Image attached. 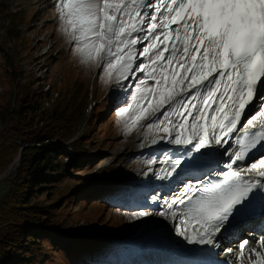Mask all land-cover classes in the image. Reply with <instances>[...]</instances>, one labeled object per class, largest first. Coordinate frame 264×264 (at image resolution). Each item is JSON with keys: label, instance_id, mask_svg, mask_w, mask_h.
Returning a JSON list of instances; mask_svg holds the SVG:
<instances>
[{"label": "snow or ice", "instance_id": "1", "mask_svg": "<svg viewBox=\"0 0 264 264\" xmlns=\"http://www.w3.org/2000/svg\"><path fill=\"white\" fill-rule=\"evenodd\" d=\"M56 7L84 62L102 61V73L136 81L135 92L120 85L134 104L125 100L118 115L135 108L139 115L129 118L135 123L152 108L145 126L156 130L152 143L162 132V142L179 146L167 176L201 173L157 215L174 221L172 232L185 248H221L234 222L264 201V0H58ZM212 153L220 156L215 166ZM254 255L255 264H264Z\"/></svg>", "mask_w": 264, "mask_h": 264}, {"label": "rangeland", "instance_id": "2", "mask_svg": "<svg viewBox=\"0 0 264 264\" xmlns=\"http://www.w3.org/2000/svg\"><path fill=\"white\" fill-rule=\"evenodd\" d=\"M57 2L0 0V103L11 100L15 83L29 80L33 82L31 89L47 90L50 85L52 98L59 106L71 97L67 92L76 93V103L88 88L87 98L78 106L80 113L75 114L76 133L69 141L83 139L88 146L74 145L77 153L67 163L77 162L79 168L61 182L62 202L66 205L57 216L59 227L52 235L40 238L43 253L36 264H126L120 260L154 263L156 258L151 257L145 243L151 238L174 237L169 236L170 220L157 215L161 204L169 200L168 191L162 188L163 179L157 178L167 175V166L155 164L172 154L171 146L160 140L162 132L155 137L157 143H152L156 130L145 127L152 121V108L135 123L129 119L139 115L135 108L124 118L118 115V106H126L125 100L134 104L120 85L127 83L131 89L136 81H117L115 70L110 76L102 73V61L84 62L75 42L65 34ZM142 103L147 107L146 102ZM5 129L6 124L0 122V140ZM158 150L164 151L163 156ZM14 161L0 175V197L7 186L4 179L16 168L8 176L3 175ZM86 161L91 162L87 165ZM153 196L161 198L160 204L153 201ZM144 210L149 213L147 217H134L133 213Z\"/></svg>", "mask_w": 264, "mask_h": 264}, {"label": "trees", "instance_id": "3", "mask_svg": "<svg viewBox=\"0 0 264 264\" xmlns=\"http://www.w3.org/2000/svg\"><path fill=\"white\" fill-rule=\"evenodd\" d=\"M32 83H15L11 100L0 103V122L6 124L0 140V175L21 156L19 165L4 179L7 186L0 197V264L40 261L44 244L40 238L59 227L57 216L66 205L61 182L79 168L77 162L67 161L77 153L74 145L88 146L83 139L69 142L76 133L78 106L88 96L87 86L78 102L76 93L67 92L71 97L59 106L50 85L36 90L30 88Z\"/></svg>", "mask_w": 264, "mask_h": 264}, {"label": "bare ground", "instance_id": "4", "mask_svg": "<svg viewBox=\"0 0 264 264\" xmlns=\"http://www.w3.org/2000/svg\"><path fill=\"white\" fill-rule=\"evenodd\" d=\"M162 2H164V0H157V4L162 3ZM171 27L174 28L176 26L172 25ZM165 55L167 56L168 54L165 53ZM153 115L154 114L151 115V120H153ZM173 146L170 147V150L172 152L176 151V149H174ZM163 153H164V151H162L161 155ZM171 157L174 158L175 156L171 155ZM170 163H171V161L168 160V161L164 162V165H166L170 169ZM182 178L183 179H189L190 178L191 181L195 180V179H193L191 177H188V176H186L184 174H182ZM197 178H199V177H197ZM182 188H183V186L181 187V185L178 184L177 187L174 189V193L181 192ZM160 220L164 222L165 219H163V218L161 219L160 218ZM173 223H174V221H172L170 219V223L168 224V228L171 229V230H172V227H173ZM171 233L172 234H170L169 236H172L174 234L172 231H171ZM244 233H246V232H244ZM261 233H264V223H262L260 225V228H259L257 233L256 232L255 233L252 232L250 234V236L247 237V238H245L244 236L240 235V230L239 229H237L235 231H232L229 234H224V236L221 238L222 247L219 248V253L221 255H224V257L217 258L218 261L221 260L219 264H221V262H223L224 264H225V262H227V264H243V263L244 264H255L256 256L254 255V253H259L261 256H264V235H261ZM152 236L155 237V235H152ZM241 240L249 241V243L243 245V249L242 250L238 247L239 242ZM141 242L144 244L145 240H142ZM145 246H148L146 249L149 250V253H154L155 252L152 249L160 251L159 246H161V247L163 246L164 247L162 249L163 254L158 256V263L157 264H173V262L187 261V260L199 261L195 257V254L197 252L201 251L202 249H208L207 247H204V246L197 247V248H192L191 247L190 249L188 247L185 248L184 246H182L180 244V239L177 238V237H173V240L171 239L170 241L168 240V238H164V239H160V238H157V237L156 238H151L149 242L145 243ZM228 247L237 248V251L239 250V252L237 254H234L235 251L233 253H229V252L224 250V249H226ZM145 253H144V256H145ZM158 254H159V252H158ZM233 255H235L236 257H237V255H240V256H238V258L235 259V256H233ZM241 256H243V260L242 261L240 259ZM122 262H124L126 264L129 263L127 261H122ZM207 264H213V263H211L210 261H207Z\"/></svg>", "mask_w": 264, "mask_h": 264}, {"label": "water", "instance_id": "5", "mask_svg": "<svg viewBox=\"0 0 264 264\" xmlns=\"http://www.w3.org/2000/svg\"><path fill=\"white\" fill-rule=\"evenodd\" d=\"M20 158H21V156H20V154H19L18 157L15 159L14 163L10 166V168H9L10 171L7 172V173L5 174V176L3 175V177L8 176V175L10 174V172L13 171V170L16 168V165H18L19 162H20Z\"/></svg>", "mask_w": 264, "mask_h": 264}]
</instances>
